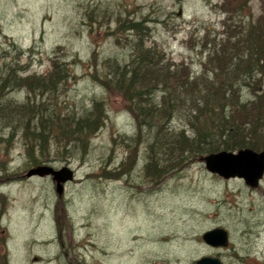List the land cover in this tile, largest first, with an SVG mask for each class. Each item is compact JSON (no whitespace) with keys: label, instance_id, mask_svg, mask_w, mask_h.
I'll return each mask as SVG.
<instances>
[{"label":"rangeland","instance_id":"374dc122","mask_svg":"<svg viewBox=\"0 0 264 264\" xmlns=\"http://www.w3.org/2000/svg\"><path fill=\"white\" fill-rule=\"evenodd\" d=\"M223 1L0 0V71L16 60L13 47L22 52L19 77L47 78L52 61L68 71L55 93L20 88L5 96L11 107L38 113L28 121L0 118V264H72L73 256L75 264H185L214 251L202 235L215 228L228 234L222 249L228 264L264 263V175L256 188L242 178L224 179L199 160L210 153L192 150L174 164L165 145L173 143L171 134L193 136L186 118H173L157 140L154 130L138 127L128 101L108 90L104 78L106 61H128L134 36L160 52L162 64L180 69L182 81L186 73L190 80L211 73L212 45L204 49L200 41L225 37ZM238 18L264 25V0H250ZM128 21L144 30H124ZM256 79L261 85L243 88L241 104L264 93V76ZM145 99L163 105L158 90ZM94 104L103 125L82 142H68L63 130ZM150 149L161 160L159 177L145 173ZM40 165L73 170L60 198L51 177H24Z\"/></svg>","mask_w":264,"mask_h":264},{"label":"trees","instance_id":"16d2710c","mask_svg":"<svg viewBox=\"0 0 264 264\" xmlns=\"http://www.w3.org/2000/svg\"><path fill=\"white\" fill-rule=\"evenodd\" d=\"M249 1L224 0L220 3L219 8L226 14L222 20L225 37L216 41L215 36L211 40L205 36L200 41L204 49L207 44L212 45L207 57L213 66L211 73L203 71L191 80L186 73V80L182 81L177 73L180 69L172 70L166 66L169 63L162 64L164 59L159 56L160 52L146 47L143 37L137 36L130 41L125 39L131 46L129 59L124 65L110 60L105 62L110 69L104 77L106 88L128 101L138 127L142 124L154 130L156 139L160 140L166 136L163 129L168 127L173 118H186V124L194 130L193 136L189 138L183 131L171 134L173 143L168 147L165 145L166 151L171 150L174 164L184 161L186 154L183 155V151L187 153L192 150L193 155H198L219 150L249 148L258 151L264 148V93H258L252 101L240 103L241 90L249 86L258 88L261 84L256 78L258 75L264 76V25L259 26L260 22L252 19L247 23L243 18L234 21L236 15L245 12ZM123 28L128 32L144 30L143 25L136 21H128L123 24ZM13 50L17 54L16 60L3 63L0 71V118L20 115L18 117L23 120L27 118L28 121L37 115L38 110L26 105L11 107L5 101V96L9 91L20 88H25L26 93L31 95H35L36 90L40 96L55 93L61 80L67 78L68 71L66 67L52 61V70L47 78L19 77L17 73L22 70L18 66L22 52L18 47H13ZM155 90L162 94L161 107L145 99L151 97ZM181 97L183 100L179 101ZM186 108L188 114L185 113ZM92 110V113L86 112L73 121H77L76 127L63 130L68 142H74L75 139L82 142V135L94 133L103 125L105 117L99 105L94 104ZM203 119L209 122L199 127ZM32 136L41 137L40 134ZM197 145L200 147L197 148ZM150 146L155 147L153 144ZM149 153L145 173L149 175L154 170L157 174L158 171L159 177L163 173L159 165L161 160L153 153V149Z\"/></svg>","mask_w":264,"mask_h":264},{"label":"water","instance_id":"95a60500","mask_svg":"<svg viewBox=\"0 0 264 264\" xmlns=\"http://www.w3.org/2000/svg\"><path fill=\"white\" fill-rule=\"evenodd\" d=\"M199 160L204 163L207 172L224 179L242 178L244 183L250 188H256L264 174V151L254 152L250 149H242L237 152L220 151L202 156ZM46 176H50L54 182L55 192L59 198L64 192V185L74 180V173L67 166L54 169L47 165H40L29 169L24 175L27 179ZM202 239L210 245L226 246L227 232L223 229L215 228L206 231L202 235ZM211 261L214 260L203 258L198 263L206 264Z\"/></svg>","mask_w":264,"mask_h":264},{"label":"flooded vegetation","instance_id":"af4514ba","mask_svg":"<svg viewBox=\"0 0 264 264\" xmlns=\"http://www.w3.org/2000/svg\"><path fill=\"white\" fill-rule=\"evenodd\" d=\"M205 243V242H204ZM206 247H208L209 249H211L213 252L211 254H205L202 255L198 260H195L194 262H190V263H185V264H199L198 261L203 259V258H210L213 259L214 261L211 262H207L206 264H228V262L226 261L225 255L222 252V249H226V246H214V245H210L205 243ZM191 248V247H189ZM73 263L75 264V256H73ZM254 264H264V263H254Z\"/></svg>","mask_w":264,"mask_h":264},{"label":"bare ground","instance_id":"6f19581e","mask_svg":"<svg viewBox=\"0 0 264 264\" xmlns=\"http://www.w3.org/2000/svg\"><path fill=\"white\" fill-rule=\"evenodd\" d=\"M227 236H228V234H227ZM194 243V242H193ZM195 244H196V242H195Z\"/></svg>","mask_w":264,"mask_h":264}]
</instances>
